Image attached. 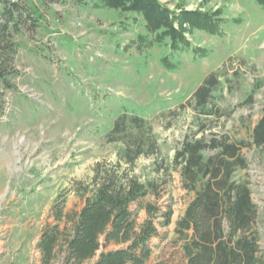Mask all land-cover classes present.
I'll list each match as a JSON object with an SVG mask.
<instances>
[{
  "label": "rangeland",
  "instance_id": "rangeland-1",
  "mask_svg": "<svg viewBox=\"0 0 264 264\" xmlns=\"http://www.w3.org/2000/svg\"><path fill=\"white\" fill-rule=\"evenodd\" d=\"M21 1L37 21L15 37L16 90L6 93L0 115V264H40L37 243L54 222V205L78 212L84 205L78 183L89 182L96 163L117 160L123 142L110 141L109 133L124 106L141 112L156 139L155 152L135 161L134 174L160 187L159 198L149 195L145 203L173 211L171 223L158 227L160 237L150 242L147 264L166 259L177 252L175 222L192 195L181 188L177 173L157 170L171 163L186 136L248 140L264 107V10L256 0H159L171 9L220 8L229 20L219 34L187 35L206 56L180 54L179 68L170 71L160 63L167 53L162 48L139 53L131 46L143 32L131 14L94 9L90 0ZM212 72L223 85L221 116L205 119L192 109L191 95ZM242 154L248 167L237 177L248 181L259 210L264 257V149ZM145 218L139 211L138 222Z\"/></svg>",
  "mask_w": 264,
  "mask_h": 264
},
{
  "label": "trees",
  "instance_id": "trees-1",
  "mask_svg": "<svg viewBox=\"0 0 264 264\" xmlns=\"http://www.w3.org/2000/svg\"><path fill=\"white\" fill-rule=\"evenodd\" d=\"M90 3L94 9L114 10L139 19L143 32L136 35L131 46L139 53L162 48L168 54L160 56V63L170 71L179 68L176 57L180 54L206 56V49L193 47L187 35L195 31L216 35L222 24L229 22L220 8L186 10L178 4L171 9L159 0ZM256 3L264 10V0ZM36 21L34 12L21 0H0V115L6 93L16 90L13 79L19 73L14 66L18 47L15 37L22 27L35 26ZM222 90L218 74H208L191 95L192 109L199 117L219 118L217 102ZM119 112L109 133L110 141L123 142L117 160L96 163L89 182L78 183L76 193L84 200L78 212L65 213L63 205H54V222L45 226L37 243L40 264H53L59 259L60 264H147L152 256L150 242L160 237L158 227L171 223L170 206L162 209L144 202L149 195L159 198V185L154 181L143 183L134 174L135 161L157 148L152 128L135 107H119ZM206 126L201 122L200 132ZM250 148L264 149V107L248 140H231L215 133L186 136L171 163L157 170L177 173L181 188L192 196L175 222L177 252L156 264H264L259 210L248 181L237 177L248 167L242 151ZM139 211L146 214L140 223ZM110 245L118 248L106 250Z\"/></svg>",
  "mask_w": 264,
  "mask_h": 264
}]
</instances>
